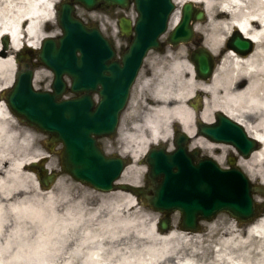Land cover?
Returning a JSON list of instances; mask_svg holds the SVG:
<instances>
[{"label": "clouds", "instance_id": "clouds-1", "mask_svg": "<svg viewBox=\"0 0 264 264\" xmlns=\"http://www.w3.org/2000/svg\"><path fill=\"white\" fill-rule=\"evenodd\" d=\"M168 3L159 46L141 57L114 132L89 133L106 160L122 162L106 187L66 170L64 140L17 114L8 94L24 71L32 73L33 92L55 94V70L39 53L46 40L64 39L59 13L65 4L86 30L99 31L113 50L111 63L123 70L141 18L137 0L91 9L80 0H0V264H264V192L254 190L264 189V0ZM189 4L203 19L189 20L190 37L173 43L170 36ZM122 18L129 33L121 30ZM234 34L251 42V51L229 46ZM200 50L211 60L205 76L192 59ZM75 58L83 64V51L76 49ZM62 79L66 90L56 104L90 95L93 113L99 109L103 82L78 93L70 74ZM221 118L254 142L247 155L236 143L201 132V125L211 128ZM178 134L194 166L210 158L221 171L235 167L247 179L254 215L242 218L221 208L192 229L181 226L180 208L155 206L163 177L148 175L147 157L154 148L174 153ZM44 177L52 179L45 183Z\"/></svg>", "mask_w": 264, "mask_h": 264}, {"label": "water", "instance_id": "water-1", "mask_svg": "<svg viewBox=\"0 0 264 264\" xmlns=\"http://www.w3.org/2000/svg\"><path fill=\"white\" fill-rule=\"evenodd\" d=\"M80 2L91 9L100 3H119L125 7L128 1L80 0ZM137 7L141 12V18L136 26L137 37L125 55L126 66L123 70H119L117 65L111 63L113 50L99 31L86 30L73 16L71 5L65 4L59 13V23L66 33L64 39L46 40L43 50L39 53L41 62L55 70L56 79L53 85L55 94L33 92L30 71L19 74L15 87L8 94V101L17 114L22 115L29 123L51 133L53 140H64L65 169L99 186L111 185L112 179L118 175L122 167V162L118 159L106 160L95 142L90 139L89 133L94 131L97 135H102L113 132L141 57L149 46H159L156 44V36L165 29L168 13L172 10L168 0H137ZM202 18V12H194L191 4L186 5L182 23L170 36V41L176 43L180 39L189 38L191 34L189 20ZM120 27L124 33L131 31L129 22L123 18ZM229 45L238 47L244 53L251 49V42L240 40L238 34H234ZM76 49L83 51V64L75 58ZM192 59L196 61L201 76L210 73L211 60L206 52L200 50L193 53ZM107 70L113 71L114 76H105L103 73ZM65 72L73 78L72 91L78 93L82 90L90 92L95 89L97 82H103L104 99L99 109L93 113L90 95L56 104V98L65 91L62 79ZM200 130L212 139L236 143L245 155L255 147L254 142L244 137L241 129L223 118L211 128L201 125ZM184 138L181 136L180 140ZM176 144L177 149L171 155L166 154L163 149H153L147 157L150 164L148 175L153 180L163 177L162 183L157 185L158 198L153 201L157 208L167 212L180 208L184 226H192L197 218L210 217L221 208L242 218L255 214L256 209L250 200V191L253 189L235 167L231 171H221L216 163L208 158L194 166L185 152L183 142L177 141ZM173 168H178L179 171L174 172ZM51 179L44 177V182L48 183ZM202 184H206L208 189L201 190ZM254 190L264 192L261 188ZM167 226L168 222L165 219L161 224V230H166Z\"/></svg>", "mask_w": 264, "mask_h": 264}, {"label": "rangeland", "instance_id": "rangeland-1", "mask_svg": "<svg viewBox=\"0 0 264 264\" xmlns=\"http://www.w3.org/2000/svg\"><path fill=\"white\" fill-rule=\"evenodd\" d=\"M112 39H115V37H112ZM100 142H103V139H100Z\"/></svg>", "mask_w": 264, "mask_h": 264}, {"label": "bare ground", "instance_id": "bare-ground-1", "mask_svg": "<svg viewBox=\"0 0 264 264\" xmlns=\"http://www.w3.org/2000/svg\"><path fill=\"white\" fill-rule=\"evenodd\" d=\"M242 86V85H241Z\"/></svg>", "mask_w": 264, "mask_h": 264}]
</instances>
